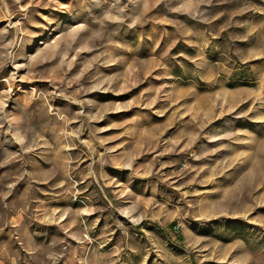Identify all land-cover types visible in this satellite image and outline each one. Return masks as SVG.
<instances>
[{
    "label": "rangeland",
    "instance_id": "obj_1",
    "mask_svg": "<svg viewBox=\"0 0 264 264\" xmlns=\"http://www.w3.org/2000/svg\"><path fill=\"white\" fill-rule=\"evenodd\" d=\"M0 264H264V0H0Z\"/></svg>",
    "mask_w": 264,
    "mask_h": 264
},
{
    "label": "trees",
    "instance_id": "obj_2",
    "mask_svg": "<svg viewBox=\"0 0 264 264\" xmlns=\"http://www.w3.org/2000/svg\"><path fill=\"white\" fill-rule=\"evenodd\" d=\"M171 226L173 227V226H174V224H171Z\"/></svg>",
    "mask_w": 264,
    "mask_h": 264
}]
</instances>
